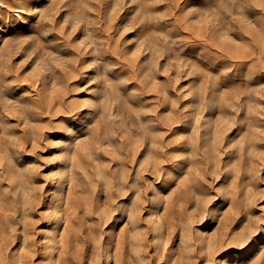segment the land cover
Instances as JSON below:
<instances>
[{"label": "rangeland", "instance_id": "1", "mask_svg": "<svg viewBox=\"0 0 264 264\" xmlns=\"http://www.w3.org/2000/svg\"><path fill=\"white\" fill-rule=\"evenodd\" d=\"M76 1L81 5L83 1L87 2L89 34L98 50H94V44L87 35H83V21L71 24L63 20L67 0L52 4L49 0L0 2V94L7 96L16 106L1 108L0 120L3 119L10 130L22 136L12 146V152L17 162L27 167L33 181L23 212L18 209L9 212L11 226L0 233V264H16L19 255L24 264H44L42 234L54 221L48 209L52 177L56 172L53 168L59 162L62 143L72 134L83 131L82 127L89 118L88 112H92L87 104L69 107L66 104L95 96L102 81V76L96 75L98 67L106 69L110 79L119 78L126 100L134 108L141 104L144 116L150 117L154 127L160 129L162 156L158 167L150 163L138 165L136 160L133 163L127 161L130 177L137 181L141 196L139 223L143 239L139 253L135 252L128 239L130 226L121 212V203L126 197H117L105 217L96 211L95 204L89 208L90 211L81 203L70 209L77 237L70 235L68 245L60 255V264H221L224 259H246L254 242L264 240L262 161L254 175L257 189L250 208L245 212L239 208L234 215L235 220H231L227 228L223 224L215 227L209 218L211 209L225 203L220 188L225 174L226 151L221 155L223 164L220 163L217 174L205 160L202 170L197 171L199 188L204 193L202 197L207 200L206 211L202 214L194 211L193 198L190 197L182 211L173 208L171 215H165L168 240L162 251L156 247L153 237L150 207L154 190L165 189L169 172L176 170V162L185 155L184 141L192 118L191 87L198 76H202L208 86L218 82L227 93L238 83L248 84L250 96L258 103L251 116L261 125L259 144L263 146L264 159V0H117L114 7H111L112 0ZM41 9L43 13H40ZM144 9L151 16L147 24L157 42L170 54L167 70L162 69L165 57L161 55L158 59L154 87L143 82L139 71L147 51L141 50L138 55L136 51L135 60L130 53L145 24L139 17ZM204 10L207 14L219 10L231 26L230 35L239 39L242 32L245 41L253 47L251 53L247 57H236L226 47L207 43L204 37L197 36L193 27L194 17ZM241 10L253 26H259L251 30L252 35L241 21ZM129 16L133 20L130 25L124 26V20ZM256 38L262 45L260 53ZM40 53L48 58L50 67L44 66L41 73L35 74L32 73L33 60ZM192 63L198 66L200 74L191 71L189 67ZM51 79L56 80L55 88L60 97H55L48 105L41 104L33 111L41 131V137L34 140L27 136L28 123L24 113L19 111L18 101L37 96L43 83ZM244 97L245 93L241 92L239 104L243 103ZM235 108V105L227 106L228 115L232 118H235ZM205 114L206 109L200 114L201 121ZM238 115H241L240 110ZM236 126L233 124L227 134L233 135ZM240 160L243 166L239 175L243 179L242 173L250 162L247 156ZM100 187L97 183L95 196L104 200ZM104 205L108 207L107 203ZM245 213H248L249 219L256 220V228L252 229L250 237L239 243L224 236L235 222L243 219ZM190 217L194 246L190 257L183 258L179 228ZM200 227L209 232L215 230L221 236V241L209 252L200 247L195 236L196 229ZM117 231H122L123 240L111 256V234ZM171 255L172 261L168 263Z\"/></svg>", "mask_w": 264, "mask_h": 264}, {"label": "bare ground", "instance_id": "2", "mask_svg": "<svg viewBox=\"0 0 264 264\" xmlns=\"http://www.w3.org/2000/svg\"><path fill=\"white\" fill-rule=\"evenodd\" d=\"M58 1L49 0V3ZM65 4L67 9L63 20H68L71 24L83 21V35H87L90 42L94 44L93 49L98 50L89 34L87 2L83 1L81 5L76 0H67ZM116 5L117 0H112L111 7ZM40 13H43L42 9ZM240 13L246 31L252 35L251 30L259 26H253L252 21L242 10ZM139 17L145 24L143 23L142 33L130 53L135 60L136 51L137 55L141 50L147 51L139 71L143 82L154 87L158 59L161 55L165 57L162 69L167 70L170 54L166 53L163 46L157 42L151 27L147 24L151 18L149 11L142 10ZM132 20L131 16L127 17L124 20V26L130 25ZM258 23L261 24L260 21ZM193 27L197 36L204 37L207 43L212 42L226 47L233 56L247 57L253 50L252 45L245 41L242 32L239 39L230 35L231 26L219 10L210 14H207L206 10L197 12ZM257 42L260 53L262 45L259 39ZM54 58L49 59L54 60ZM96 59L97 57L94 56V60ZM48 61L42 53L35 56L32 73H41L45 69L44 66L50 67ZM189 68L192 72L199 70L195 63H192ZM96 75L102 76V81L93 98L66 104L67 107L87 104L89 108H92V112L91 110L88 112L89 118L82 127L83 131L72 134L62 143L59 162L53 168L56 172L52 177L54 180L50 187L48 209L54 221L42 234L44 264H60V255L68 245L70 235L73 238L77 237V229L69 211L78 203L84 205L87 211H90L89 208L95 204L96 211L101 217H105L117 197H126V200L121 203V212L130 226L128 239L136 253H139L142 246L143 232L139 223L141 196L137 181L130 177L127 161L133 163V160H136L138 165L150 163L158 167L162 156V136L160 129L154 127L151 118L144 116L141 104L134 108V105L131 106L126 100L119 86V78L110 79L106 69L100 67ZM198 77L197 82L191 87L192 118L184 141L185 155L181 161L176 162V170L169 172L165 189L163 191L155 189L151 199L153 237L156 239V247L161 251L165 249L168 240L165 219L167 214L171 215L173 208L182 211L191 197L194 211L200 214L206 211L207 200L202 197L204 193L200 191L197 174V171L202 170L203 160L217 174L220 163L223 164L221 155L224 151L227 152V160L224 163L225 174L220 188L225 203L209 212L210 221L215 227L223 224L225 228L232 223L231 220H235L234 215L239 208H242L244 212L250 208L256 194L255 189H257L255 184L257 178L255 180L254 175L260 169L259 162L264 163L261 151L263 146L259 144L262 135L261 125L251 116L252 111L257 109L258 103L250 96L248 84L238 83L227 93L218 82L208 86L202 76ZM55 85H57L55 79L44 82L37 96L18 101L19 111L24 113L28 123L27 136L34 140L41 137V131L36 125L37 117L33 111L35 112L41 104L48 105L55 97H60V92ZM241 92L245 93V97L243 103L239 104ZM6 97L0 94V112L1 108L16 107ZM234 105L236 106L235 118H232L228 115L227 106ZM204 109L206 114L202 116L201 121L200 114ZM2 122L3 119L0 120V233L6 232L7 226H11L9 212L15 209L23 212L29 190L33 185L27 167L21 166L12 152V146L20 141L22 136L10 130ZM233 124L237 126L234 134L230 136L227 132ZM99 129L101 132H98ZM244 156H247L250 165L246 166L242 173L243 179H240L239 172L242 170L243 162L239 159ZM111 162H113L112 165ZM97 183L101 186L104 200L95 196ZM240 184L242 186L239 188ZM104 203H107L108 207ZM247 214H244L240 222H235L236 224L232 225L224 236L239 243L245 242L250 237L252 229L256 228V220L249 219ZM191 219L192 217L182 223L179 228L183 258L190 257L193 251L194 233H192ZM89 229L91 232L94 231L91 227ZM195 236L200 247L208 252L221 241V236H218L215 230L209 232L205 227L197 228ZM122 240V231L111 234V256L114 255ZM171 261L172 255L168 263ZM16 264H24L20 255L16 259ZM221 264H264V240L254 242L246 259H224Z\"/></svg>", "mask_w": 264, "mask_h": 264}, {"label": "snow or ice", "instance_id": "3", "mask_svg": "<svg viewBox=\"0 0 264 264\" xmlns=\"http://www.w3.org/2000/svg\"><path fill=\"white\" fill-rule=\"evenodd\" d=\"M241 247H243V245Z\"/></svg>", "mask_w": 264, "mask_h": 264}]
</instances>
